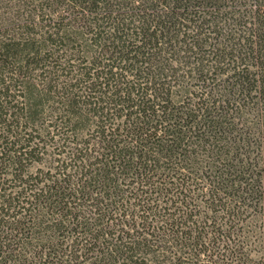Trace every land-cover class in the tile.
Listing matches in <instances>:
<instances>
[{
  "label": "trees",
  "instance_id": "16d2710c",
  "mask_svg": "<svg viewBox=\"0 0 264 264\" xmlns=\"http://www.w3.org/2000/svg\"><path fill=\"white\" fill-rule=\"evenodd\" d=\"M18 1L0 264H264V0Z\"/></svg>",
  "mask_w": 264,
  "mask_h": 264
},
{
  "label": "rangeland",
  "instance_id": "374dc122",
  "mask_svg": "<svg viewBox=\"0 0 264 264\" xmlns=\"http://www.w3.org/2000/svg\"><path fill=\"white\" fill-rule=\"evenodd\" d=\"M18 3V0H0V15H14V8Z\"/></svg>",
  "mask_w": 264,
  "mask_h": 264
}]
</instances>
